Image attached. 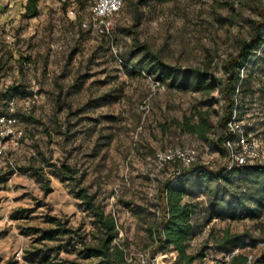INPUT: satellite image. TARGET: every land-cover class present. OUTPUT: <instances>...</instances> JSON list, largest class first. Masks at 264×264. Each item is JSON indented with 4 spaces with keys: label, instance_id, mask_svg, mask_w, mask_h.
Segmentation results:
<instances>
[{
    "label": "rangeland",
    "instance_id": "rangeland-1",
    "mask_svg": "<svg viewBox=\"0 0 264 264\" xmlns=\"http://www.w3.org/2000/svg\"><path fill=\"white\" fill-rule=\"evenodd\" d=\"M91 1L40 0L37 16L23 17L26 0H0V112L12 103L23 130L20 139L5 144L0 169L37 166L38 152L50 162L66 161L114 218V244L124 264H145L152 257L156 264H175L172 248L151 254V230L162 217L158 188L170 178L169 170H156L154 155L187 147L202 163L221 165L214 140L224 104L213 82L160 75L139 44L170 64L220 76L222 63L249 38L264 0H124L105 36L81 28ZM247 73L237 118L264 153V47ZM196 110L211 113L204 139L174 123L191 116L195 121ZM252 165L236 170L225 185L198 173L174 183L185 191L183 201L196 206L197 233L188 252H203L201 263L228 264L233 254L251 258L264 251V176ZM45 172L49 194L27 173L15 171L0 183V264H37L23 258L35 247L49 256L48 264H95L97 259L81 258L76 240L46 242L25 234L28 227L52 228L46 219L56 216L85 234L87 243L95 242L92 218L72 197L71 184ZM225 232L237 237L236 248L232 240L219 242Z\"/></svg>",
    "mask_w": 264,
    "mask_h": 264
},
{
    "label": "trees",
    "instance_id": "trees-1",
    "mask_svg": "<svg viewBox=\"0 0 264 264\" xmlns=\"http://www.w3.org/2000/svg\"><path fill=\"white\" fill-rule=\"evenodd\" d=\"M39 1L40 0H26L22 16L36 17L38 14ZM159 1L165 2L168 0ZM119 11L113 16V18L119 13ZM256 14L257 19L251 21L249 38L247 40H242L239 43L237 52L231 54L222 63V74L220 76L208 73L207 71L196 67L186 68L181 67L180 65L170 64L164 61L158 52L152 51L146 44H139L144 55L150 62V66L160 75H194L200 80L213 82L220 87V96L224 104V109L218 122L220 133L214 140V146L215 150L220 152L223 156V159L227 156L224 143L227 140L233 139V134L228 128V123L231 121L234 113L237 115L238 97L248 78L247 67L251 60L256 56H259V50L264 47V3L256 8ZM137 22L138 18L136 19L133 28L136 27ZM81 28L84 29L82 26ZM84 30L91 29L87 28ZM112 31L113 26L111 32ZM131 33L136 35L134 30H132ZM5 113H7V111L0 112V115ZM194 114L196 120L193 122L190 120L193 118L191 116V118L185 117L182 122L177 123L174 121V123L182 132L204 139L211 131V124L209 122L211 113L208 110H196ZM12 116L16 118L18 122V118L14 112L12 113ZM156 154L154 155V159ZM37 157L40 160V164L37 166L31 163L26 166H8L6 169H0V183L8 181L15 171L23 174L27 173L35 178L42 192L49 194L52 192V187L50 186V179L46 174L45 169L51 170L52 174L59 180V182H69L71 184L70 193L72 197L79 202L80 208L87 212L92 218L93 227L97 231V235L94 243H87L85 241V234L80 233L78 228L70 226L68 220H62L56 216H50L46 219V222L53 226L52 228L41 229L28 227L25 234L37 236L38 241L46 242L61 241L63 238L66 240L65 243H70L71 241L76 240L81 246L79 253L82 259H97L95 264H124L125 260L123 251L114 244V240L118 235L114 218L105 213L103 206L96 200L95 195L90 193L88 188L82 185V179L78 175V170L66 161H61L59 163L50 162V160L40 152L37 153ZM249 165L252 164H245L232 169H227L223 164L210 167L200 162L184 168L178 163H169L166 164L163 169L158 171L159 173H163L164 171L169 170L170 178L167 184L158 188L157 202L162 217L160 222H158L151 230L156 242L151 251L152 256L155 254L161 255L166 249L172 248L176 254L175 264H203L201 263V260L205 256L203 252L195 254L188 252L190 240L197 233V227L192 223V217L195 214L196 206L193 203L183 201L185 191L180 187H175L174 183L181 177L198 173L205 179L214 180L225 185V182L229 180L231 174L236 170ZM252 167L260 175L264 176V165H252ZM223 188L226 189L227 187ZM231 240L234 244L233 248H236L238 246L237 237L230 236L228 232H225L219 242H228ZM23 258L28 263H49V256L43 252L42 249L36 247L33 250L25 251ZM197 260H199V262H197ZM6 264H15V262L8 260ZM228 264H264V251H262L258 257L251 258L242 253L233 254Z\"/></svg>",
    "mask_w": 264,
    "mask_h": 264
},
{
    "label": "built area",
    "instance_id": "built-area-1",
    "mask_svg": "<svg viewBox=\"0 0 264 264\" xmlns=\"http://www.w3.org/2000/svg\"><path fill=\"white\" fill-rule=\"evenodd\" d=\"M124 0H92L89 19L87 23H82L84 29L90 28L99 35H107L112 30L113 16L121 9ZM12 103L8 107L7 113L0 115V157L3 156L5 144L16 141L22 136V129L18 126L16 118L12 116ZM228 128L233 134V139L227 140L224 147L227 156L223 159V166L232 169L245 164H255L264 161V153L261 151L260 142L257 138L247 134L233 114ZM198 152L193 148H166L159 151L154 159L155 168L160 171L166 164L178 163L187 168L195 163H200ZM202 163V162H201ZM214 167L215 163L206 164ZM156 258H146L145 264H156Z\"/></svg>",
    "mask_w": 264,
    "mask_h": 264
},
{
    "label": "bare ground",
    "instance_id": "bare-ground-1",
    "mask_svg": "<svg viewBox=\"0 0 264 264\" xmlns=\"http://www.w3.org/2000/svg\"><path fill=\"white\" fill-rule=\"evenodd\" d=\"M158 259H159V257H158Z\"/></svg>",
    "mask_w": 264,
    "mask_h": 264
}]
</instances>
